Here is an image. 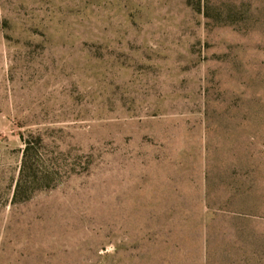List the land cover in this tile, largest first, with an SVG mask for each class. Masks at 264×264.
Returning <instances> with one entry per match:
<instances>
[{
  "label": "rangeland",
  "instance_id": "1",
  "mask_svg": "<svg viewBox=\"0 0 264 264\" xmlns=\"http://www.w3.org/2000/svg\"><path fill=\"white\" fill-rule=\"evenodd\" d=\"M0 264H264V0H0Z\"/></svg>",
  "mask_w": 264,
  "mask_h": 264
},
{
  "label": "trees",
  "instance_id": "2",
  "mask_svg": "<svg viewBox=\"0 0 264 264\" xmlns=\"http://www.w3.org/2000/svg\"><path fill=\"white\" fill-rule=\"evenodd\" d=\"M26 146L23 151L21 168L19 172V177L17 179L15 191H14V200H18L24 194H27L28 190L25 187L24 179L28 177V175H34L35 173V165L38 162L37 153H36V144L32 139H26ZM52 178V174L48 170H44L42 180L46 182ZM28 196H26L27 198Z\"/></svg>",
  "mask_w": 264,
  "mask_h": 264
}]
</instances>
